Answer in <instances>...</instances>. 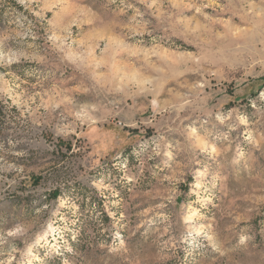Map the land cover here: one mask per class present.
<instances>
[{"label":"rangeland","instance_id":"rangeland-1","mask_svg":"<svg viewBox=\"0 0 264 264\" xmlns=\"http://www.w3.org/2000/svg\"><path fill=\"white\" fill-rule=\"evenodd\" d=\"M17 1L0 264H264V0Z\"/></svg>","mask_w":264,"mask_h":264},{"label":"trees","instance_id":"trees-1","mask_svg":"<svg viewBox=\"0 0 264 264\" xmlns=\"http://www.w3.org/2000/svg\"><path fill=\"white\" fill-rule=\"evenodd\" d=\"M12 6V8H16L19 10H23L25 12H27L26 10H24V6L19 3L17 0H0V16H2V14H4L10 7ZM103 219L104 220H109L110 216L106 213V211L103 212Z\"/></svg>","mask_w":264,"mask_h":264}]
</instances>
